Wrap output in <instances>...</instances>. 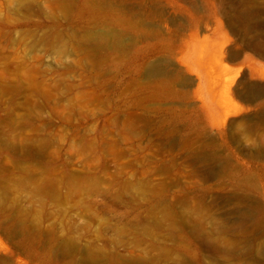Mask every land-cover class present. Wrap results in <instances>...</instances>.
Here are the masks:
<instances>
[{"label":"rangeland","instance_id":"obj_1","mask_svg":"<svg viewBox=\"0 0 264 264\" xmlns=\"http://www.w3.org/2000/svg\"><path fill=\"white\" fill-rule=\"evenodd\" d=\"M232 1L0 0V264H264Z\"/></svg>","mask_w":264,"mask_h":264},{"label":"bare ground","instance_id":"obj_2","mask_svg":"<svg viewBox=\"0 0 264 264\" xmlns=\"http://www.w3.org/2000/svg\"><path fill=\"white\" fill-rule=\"evenodd\" d=\"M231 6L234 7V11H227V19H226L227 24L229 26H231L232 30L236 31L238 39L244 41L245 46H247L249 49L253 50L259 57L264 59V38L253 37L249 34L250 29L251 30L252 29H258L260 31H262V29H264V21L262 18L260 6L257 4H254L253 1H251V0H234L231 2ZM254 34H256V33H254ZM263 37H264V35H263ZM149 72H151V75H152V73L154 75V74H159L158 72H160V70L156 66H152L150 68V71H148V73ZM151 75H149V76H151ZM184 84H186V82ZM253 85L242 88L243 91L241 89H240V91H242V93L244 94V97H245L244 100L245 101H247L253 105H257L262 98V93L259 90V86L253 87ZM236 88H237V86H236ZM237 90H239V88ZM237 90H235V91L237 92ZM240 93L241 92H239V94ZM260 118H262V117H260ZM242 119H244V118H242ZM255 262H257V261H255ZM257 263L259 264V262H257Z\"/></svg>","mask_w":264,"mask_h":264}]
</instances>
